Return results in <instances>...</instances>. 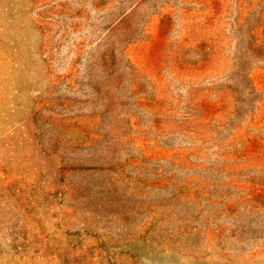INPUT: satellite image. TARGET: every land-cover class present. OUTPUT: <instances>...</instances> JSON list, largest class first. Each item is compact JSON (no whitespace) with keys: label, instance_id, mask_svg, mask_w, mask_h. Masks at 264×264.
<instances>
[{"label":"rangeland","instance_id":"rangeland-1","mask_svg":"<svg viewBox=\"0 0 264 264\" xmlns=\"http://www.w3.org/2000/svg\"><path fill=\"white\" fill-rule=\"evenodd\" d=\"M0 264H264V0H0Z\"/></svg>","mask_w":264,"mask_h":264}]
</instances>
